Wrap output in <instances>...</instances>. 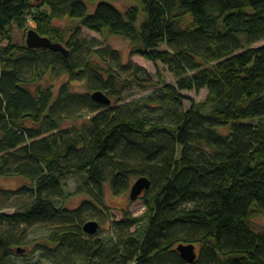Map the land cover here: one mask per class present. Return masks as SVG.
Wrapping results in <instances>:
<instances>
[{
  "label": "trees",
  "instance_id": "1",
  "mask_svg": "<svg viewBox=\"0 0 264 264\" xmlns=\"http://www.w3.org/2000/svg\"><path fill=\"white\" fill-rule=\"evenodd\" d=\"M86 1H99L92 13ZM111 1L0 0V177L30 182L0 187V264H17L15 249L32 242L41 256L25 264H189L180 243L195 245L193 264H264V228L253 224L264 216V0ZM64 19L72 25L54 22ZM29 21L69 55L15 43L14 26ZM81 26L123 37L175 85L110 46L97 50ZM47 73L68 80L55 91L38 83ZM78 80L90 92L74 90ZM133 86L156 88L125 100ZM100 89L111 105L92 99ZM201 89L207 98L186 110L181 91ZM73 171L85 173L87 197L68 209L61 177ZM142 176L146 211H123L104 236L105 183L122 195Z\"/></svg>",
  "mask_w": 264,
  "mask_h": 264
},
{
  "label": "rangeland",
  "instance_id": "2",
  "mask_svg": "<svg viewBox=\"0 0 264 264\" xmlns=\"http://www.w3.org/2000/svg\"><path fill=\"white\" fill-rule=\"evenodd\" d=\"M86 2L88 4L89 12L92 13L97 7V4L99 1H96V2L86 1ZM111 2L114 5H116L118 8L119 6L124 8L129 5L130 0H115ZM54 22L62 26L72 25V22L69 19H64L62 21L55 20ZM28 25L32 27L33 22L31 23L29 21ZM80 29L84 37L88 39H94L97 42V47H96L97 50L106 49L107 47L110 46L111 48H114L119 51L120 55H122L123 61L126 62L130 60L131 62H134L135 64L144 66L148 70L150 76H152L154 80H157V78H160V80L163 79L165 82L167 81L175 85L176 78L169 71L166 65H163L159 62L153 63L151 61L146 60L144 57H141L138 54L131 55L130 44L123 37L121 36L119 37L116 35H110V34H100V33L97 34L91 31L90 29L85 28L84 26H81ZM27 31L28 30L26 29L20 30L18 29V27L14 26V29L12 31V38L14 42L19 45H22L23 43L26 44ZM262 43H264V41H262ZM262 43H258L256 44V46ZM2 44L6 45L7 41H4ZM88 51L89 50L85 51L83 53V56L86 55ZM81 55H82L81 53L77 54L76 57L81 56ZM91 59L97 61L103 67H108V65L112 63L110 62L109 57L108 58H101V57L98 58L96 55H92ZM67 80L68 79L66 76H56L55 78H53L50 73H47L38 83L44 86L48 85L49 83H54L55 91H57V88L59 87V85L66 82ZM72 86L74 90L82 91V92H90V89H88V86H87V81L85 80L75 81L73 82ZM155 88L156 86L142 90L141 88L133 86L132 89L126 90L124 92L123 98L125 100H134V99L142 98L150 94L152 91H154ZM181 93H182V96H184V107L186 110H189V108L191 107L193 103H199V101H204L208 96L207 89H201L199 90V92H196L194 90H182ZM84 120H85L84 118H81L80 120H77L74 122L80 125ZM227 130L228 128L223 127V126L221 128H218V131L222 134L223 133L225 134ZM61 178H62L63 184L65 185L66 195H67L66 199L63 201V205L64 207L68 209H73V207H76L77 205H79L87 197L84 193L82 194L78 192L79 190L78 187L82 185L83 182L85 181V178H86L85 173L83 172L78 173L76 171H73L71 172V174L61 177ZM135 181L136 179L133 182ZM29 183H30L29 181L21 177H17V178L16 177H6V178L0 177V187L5 190L6 189L16 190L18 187L23 186V185H28ZM104 187H105L104 198H105V203L109 209L110 217L109 219H107L106 223L102 225V230L105 231L104 236H107L109 232L107 231L109 224L113 220L120 219L123 215L122 214L123 211L129 210L133 216H139L146 211V207L144 205V199L142 196H140L136 200L131 199V197L129 196L130 190L127 191V193L125 194L115 196L112 192L109 182H106ZM16 202L18 204V201ZM15 209L16 208H10L7 210L8 212H11ZM253 224L256 230H260L261 228H264V216L263 215L257 216L254 219ZM31 234L32 235L30 238H34V237L41 238V236L43 235L42 230L41 231L35 230ZM41 241L42 239L41 240L37 239V243ZM35 244L36 243L34 242H32L31 244H28L27 245L28 250L26 252H20V253L15 252L14 254H12L11 257L13 261H15L17 264H25L31 261L32 259H36V260L39 259L41 256L40 253L38 251L36 252V250L34 252L35 254L33 253ZM21 246L26 247V245H21Z\"/></svg>",
  "mask_w": 264,
  "mask_h": 264
},
{
  "label": "water",
  "instance_id": "3",
  "mask_svg": "<svg viewBox=\"0 0 264 264\" xmlns=\"http://www.w3.org/2000/svg\"><path fill=\"white\" fill-rule=\"evenodd\" d=\"M26 46L30 49H50L52 51H59L63 54L64 57L68 56L70 51L67 47L60 42H52L48 36H41L35 28H31L27 31L26 34ZM91 97L98 103L111 105L112 99L101 89L95 90L91 93ZM131 190L129 196L132 200L138 199L144 191H147L150 188V179L142 176L137 178V180L131 185ZM99 228L98 220H88L83 227V230L95 234ZM176 250L180 254L183 260H186L187 263L193 264L196 262L197 258V249L193 244L180 243L176 246ZM17 253L24 252L25 248L19 246L15 249Z\"/></svg>",
  "mask_w": 264,
  "mask_h": 264
},
{
  "label": "flooded vegetation",
  "instance_id": "4",
  "mask_svg": "<svg viewBox=\"0 0 264 264\" xmlns=\"http://www.w3.org/2000/svg\"><path fill=\"white\" fill-rule=\"evenodd\" d=\"M26 252V251H25Z\"/></svg>",
  "mask_w": 264,
  "mask_h": 264
}]
</instances>
